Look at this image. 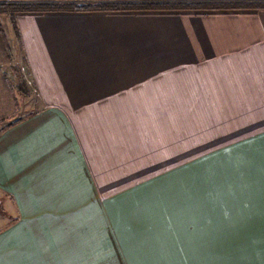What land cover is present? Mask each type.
I'll list each match as a JSON object with an SVG mask.
<instances>
[{
    "label": "crops",
    "instance_id": "crops-1",
    "mask_svg": "<svg viewBox=\"0 0 264 264\" xmlns=\"http://www.w3.org/2000/svg\"><path fill=\"white\" fill-rule=\"evenodd\" d=\"M179 107L222 109L203 201L225 227L251 222L234 232L264 251V127L246 136L224 111L264 108V9L0 14V264H97L116 239L179 236L177 170L131 183L125 124L130 108ZM167 157L152 168L178 162Z\"/></svg>",
    "mask_w": 264,
    "mask_h": 264
},
{
    "label": "rangeland",
    "instance_id": "rangeland-1",
    "mask_svg": "<svg viewBox=\"0 0 264 264\" xmlns=\"http://www.w3.org/2000/svg\"><path fill=\"white\" fill-rule=\"evenodd\" d=\"M1 19L6 20L5 16ZM221 110V108L179 107L130 108L126 111L128 122L125 121V124L129 130L131 183L134 179L142 181L161 179L167 170L164 169L166 167L177 170L179 195L177 211L173 212L172 217L176 218L174 221L177 222L176 230L179 236L173 237L170 242H163L166 245L137 244L133 245L132 250H128L129 246L126 245L122 248L116 239L115 250L110 253L99 252L97 264H264V251H254L250 248V245H253L255 250L259 247L256 237L244 238L234 232V230L240 232L241 229H249L251 222L246 221L247 227L239 222L240 228L237 230L236 227L233 228L232 221H225V227L224 222L216 215L215 201L210 199L203 201L200 185L203 175L202 155L209 154L218 148L216 143L214 144V139L220 125L211 118L218 119ZM224 111L232 117L231 122L251 124V130L245 134L246 136L263 131L261 127H264V123L259 122L264 121V108H225ZM230 125L229 122L224 125L225 131L230 128ZM236 127L235 124L232 130ZM153 132L157 133V137L154 135L153 139H150ZM154 141H156L155 149L151 146ZM161 143H163L162 147ZM170 143L172 148L165 150L168 149L165 144L170 145ZM175 147L176 150H174ZM166 155L168 157L177 155L178 162L174 160L171 163L162 164L161 167L157 165L152 168L151 165L156 158L158 161V157H162L161 161H164ZM187 165L199 169L196 172L198 174L195 175L190 166L186 167ZM148 168L152 169L148 170ZM157 168L159 169L154 170ZM189 175L190 177H187ZM185 182L187 184L191 182L188 189L194 194L192 199L191 197L185 199L180 195V191H184V186H187ZM130 190L134 188L131 187ZM219 229H222V233ZM181 233L185 234L181 235ZM260 239L264 240V237ZM235 244L242 250L245 247H249V250H232ZM153 247L165 250H149Z\"/></svg>",
    "mask_w": 264,
    "mask_h": 264
},
{
    "label": "trees",
    "instance_id": "trees-1",
    "mask_svg": "<svg viewBox=\"0 0 264 264\" xmlns=\"http://www.w3.org/2000/svg\"><path fill=\"white\" fill-rule=\"evenodd\" d=\"M264 9V0H0V14L17 12L180 9Z\"/></svg>",
    "mask_w": 264,
    "mask_h": 264
}]
</instances>
